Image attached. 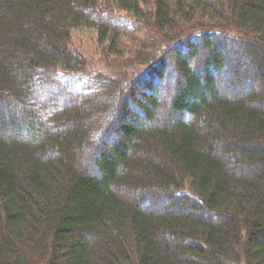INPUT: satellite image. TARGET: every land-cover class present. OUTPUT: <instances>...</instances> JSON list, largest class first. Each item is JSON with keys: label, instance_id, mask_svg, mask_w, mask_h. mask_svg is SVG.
<instances>
[{"label": "trees", "instance_id": "obj_1", "mask_svg": "<svg viewBox=\"0 0 264 264\" xmlns=\"http://www.w3.org/2000/svg\"><path fill=\"white\" fill-rule=\"evenodd\" d=\"M213 1L0 0V264H264V0H220L236 36L199 25ZM149 6L131 79L70 42L114 52Z\"/></svg>", "mask_w": 264, "mask_h": 264}, {"label": "rangeland", "instance_id": "obj_2", "mask_svg": "<svg viewBox=\"0 0 264 264\" xmlns=\"http://www.w3.org/2000/svg\"><path fill=\"white\" fill-rule=\"evenodd\" d=\"M220 0L217 1H213L214 4V8H212L211 10V14L208 13L210 16H206V17H202V11H199V16L201 17L200 20L198 21L199 25H207V26H213L212 27V31H217V32H221V33H229L232 35H239V33L236 31L237 27L234 25L233 22H230V20L233 21V16H227V8L225 7L226 10H223L220 6ZM151 4V3H150ZM147 9V8H146ZM149 10H147V13H145L146 18L148 19L147 21L144 22V25L142 26V28H140L141 31L139 32H129L126 35H123L121 37V41L119 42V46H117V50L112 52L108 46L107 42H101L100 38L98 36V33L96 30L92 29V28H82L80 27L77 30H73L70 36V42L72 43L74 49L78 50L83 57L85 58V60L87 62H90L93 64V66H95L97 68L98 71L101 72V74L105 77H117V75L122 74L121 76H128V78H133L135 76V72L133 73V69H131V67H135L136 65V73H139V66L138 62L144 60L142 58H144L146 56L145 52H147V50L145 49V46L147 45L146 43V39L150 38L149 36V32L148 31V25L150 24L151 18L149 17L151 15V11L152 9H150V6L148 8ZM194 8L191 7V11ZM197 11V10H196ZM226 11V13H225ZM197 24L195 23V21H191V24ZM193 24V25H194ZM179 28L177 29H181L182 28V23H180V21H178V25ZM241 33V32H240ZM242 38H247V39H252V37H250V35H248L247 33L244 34V36ZM143 51V53H142ZM145 54V55H144ZM235 59V58H232ZM236 60V59H235ZM44 72L42 71H37L35 72L36 75V79H35V83L40 82L41 80L43 81L44 79ZM127 78V79H128ZM226 79V78H224ZM223 79V83L224 84H228V78L224 81ZM240 83H239V87L241 88L240 90L243 91L245 89V85L246 82L243 79H240ZM124 80H122L123 82ZM171 82V81H170ZM44 85V84H43ZM42 90L39 91V95L37 97V99H39V101H44L46 102V100L52 98L53 96L58 95L57 93L59 92L58 90L54 89L51 86H41ZM172 90V85L170 83L169 85V91L171 92ZM239 90V91H240ZM169 96L170 94H168L167 96L165 95V97L163 98V104L160 107V111H159V119L158 121H160L162 118L164 119L165 116V111L163 110V106L167 105V102L169 100ZM163 97V96H161ZM240 97V96H239ZM60 99V101H58ZM57 100V102L54 104L52 103L51 106H53V109L56 110L57 112L63 111L68 105V101L64 99V97H61ZM28 104H21L22 106L13 103V106H17L16 110L11 111L12 113H16L17 115H22L23 112V106L26 105V107L31 106V108H34L37 106V101L35 100V105L33 104L32 101L27 102ZM34 106V107H33ZM164 114V115H163ZM38 117L40 119H43L45 121V116L44 112L42 113L41 111L38 110ZM10 119V116H8ZM8 117H6V121H9ZM166 118L168 117L165 116ZM39 128L41 127V122H39ZM49 127V126H48ZM36 128H38L36 126ZM50 129L54 130L55 132L61 131V127L58 126H51L49 127ZM84 164V163H83ZM80 164L81 170L84 168L85 164ZM86 169L90 170L92 168V165L90 163V161H88V164H86ZM244 171L243 173L247 174L250 173V171L247 170H242ZM119 192L128 197V200H135L136 198H132L133 196L135 197V195L132 196V194H130V192H128L127 190L121 188L118 189ZM161 204V203H160ZM159 204V205H160ZM158 205V206H159Z\"/></svg>", "mask_w": 264, "mask_h": 264}]
</instances>
